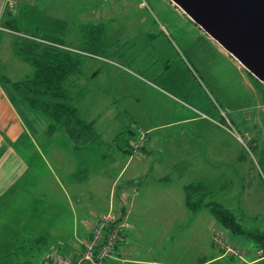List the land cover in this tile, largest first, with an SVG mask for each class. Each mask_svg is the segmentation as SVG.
<instances>
[{
    "label": "rangeland",
    "instance_id": "1",
    "mask_svg": "<svg viewBox=\"0 0 264 264\" xmlns=\"http://www.w3.org/2000/svg\"><path fill=\"white\" fill-rule=\"evenodd\" d=\"M15 2V30L21 34L15 35L21 45L56 42L79 54L81 74L68 81L74 106L95 123L101 141L83 149L84 183L77 182L72 167L78 154H70L72 174L77 173L72 181L81 188L72 191L70 204L61 211H48L41 226L49 246L16 253L21 263L74 258L92 232L84 239L83 225L111 215L119 219L122 239L128 232L126 244L132 250L119 264H201L217 257L222 259L212 264H264V248L233 236L206 209L188 211L183 191L188 184L203 183L212 200L244 227L264 232V85L228 54L201 52L197 38H210L168 0ZM96 27H101L97 55L80 54L89 50L84 38ZM193 52L207 74L190 61ZM31 72L24 64L8 75L0 72V81H20ZM192 117L200 121L174 124ZM127 128L135 135L123 138L131 139L132 146L139 142L141 150L112 159L113 141ZM57 132L45 129L46 136ZM134 198L138 220L130 211ZM219 243L237 254L226 253Z\"/></svg>",
    "mask_w": 264,
    "mask_h": 264
},
{
    "label": "crops",
    "instance_id": "2",
    "mask_svg": "<svg viewBox=\"0 0 264 264\" xmlns=\"http://www.w3.org/2000/svg\"><path fill=\"white\" fill-rule=\"evenodd\" d=\"M18 10L19 5L16 2L9 4L6 0H0V70H2L0 72L5 75L12 71L16 72L17 68L20 69L27 64L17 53L19 44L22 42L16 39L15 35H21L15 30ZM191 24L197 27L194 23L191 22ZM197 40L202 45L201 52L206 50L211 55L216 52L226 57L227 53L211 39L198 37ZM189 55L192 57L190 61L207 74V66L197 59L195 53ZM14 82L17 81L11 83ZM159 92L165 94L164 91ZM82 119L85 120L83 117ZM196 120L192 117L176 121L174 124L193 123ZM46 127L47 120L44 117L29 110L16 97L10 86L0 83V264H22L16 253L26 251V248L39 252L49 246L50 240L47 236L49 234L43 231L41 226L42 221L45 220L44 217L49 210H53V207L61 211L65 204H70L72 191L76 194V189L81 188L80 184L73 183L72 177H76L78 173L77 182L87 180L88 168L80 164L87 153L84 154V150L77 152L72 149V143L64 132L59 131L56 133L58 135L46 136ZM153 129L151 128L149 132ZM99 144H94V147ZM88 152L90 153L91 149ZM72 153L78 154L76 163L72 164L74 172H77L75 174L74 172L72 174L70 168ZM114 154L112 159L116 157L117 160L118 154L123 153L116 149ZM83 193L84 191L76 197L81 198ZM134 200L135 198L131 200L130 211L138 220L141 216L134 211ZM44 205L47 207L45 208ZM120 211L123 213L122 209ZM130 211H127L128 215L131 214ZM58 218L59 213L56 215L57 220ZM93 225L94 221L89 225L88 223L83 225L86 229L84 239L89 236ZM127 233V231L124 233L125 237L118 244L114 258L106 264H119L120 259L131 254L132 250L126 244ZM216 259L213 258L201 264H212Z\"/></svg>",
    "mask_w": 264,
    "mask_h": 264
},
{
    "label": "trees",
    "instance_id": "3",
    "mask_svg": "<svg viewBox=\"0 0 264 264\" xmlns=\"http://www.w3.org/2000/svg\"><path fill=\"white\" fill-rule=\"evenodd\" d=\"M100 30L101 27H96L88 32L84 41L89 50H79L80 54L97 55L95 44H100ZM57 44L54 42L46 45L29 41L20 45L17 53L30 66L32 74L14 83L8 80L5 84L1 81L0 83L10 86L16 97L30 110L43 115L49 122L47 129L51 133L62 130L74 149L80 151L87 146L99 144L100 137L96 132L95 123L83 120L74 106L71 83L68 81L69 78L81 74L82 61L79 54L65 51ZM134 135L135 132L127 128L115 137L114 146L124 154H136L134 146L130 144L131 139L123 138ZM120 139L124 145H120ZM165 180L170 181V178ZM183 191L188 211L195 214L206 209L214 220L233 236L243 237L255 246L264 248V232L244 227L233 212L212 200V194L206 185L201 182L191 183L184 186Z\"/></svg>",
    "mask_w": 264,
    "mask_h": 264
},
{
    "label": "water",
    "instance_id": "4",
    "mask_svg": "<svg viewBox=\"0 0 264 264\" xmlns=\"http://www.w3.org/2000/svg\"><path fill=\"white\" fill-rule=\"evenodd\" d=\"M264 85V0H168Z\"/></svg>",
    "mask_w": 264,
    "mask_h": 264
},
{
    "label": "built area",
    "instance_id": "5",
    "mask_svg": "<svg viewBox=\"0 0 264 264\" xmlns=\"http://www.w3.org/2000/svg\"><path fill=\"white\" fill-rule=\"evenodd\" d=\"M7 3L13 4L15 0H6ZM140 140L144 139L145 133L138 130ZM135 151L139 153L141 149L140 143H136ZM123 230L120 227L119 219L111 215L102 216L99 218L90 234V238L87 243H84V249L74 258L69 259L68 256L63 261H57L58 264H106L114 258L116 254V248L119 243L122 242ZM224 246L219 243L218 247ZM226 253L236 255L232 249H224ZM61 260V259H58Z\"/></svg>",
    "mask_w": 264,
    "mask_h": 264
}]
</instances>
